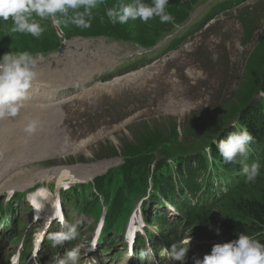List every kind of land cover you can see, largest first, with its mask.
I'll return each mask as SVG.
<instances>
[{"label": "bare ground", "instance_id": "obj_1", "mask_svg": "<svg viewBox=\"0 0 264 264\" xmlns=\"http://www.w3.org/2000/svg\"><path fill=\"white\" fill-rule=\"evenodd\" d=\"M120 2L131 3V2H129V0H105V3L101 7L93 10V17L94 18H93L92 23L101 29V32H96V33H101L100 35L93 36L90 38H87L85 35H79L80 37L76 36V38L80 39L82 41L81 50H87V54L89 55V58L92 61H94L95 63H98L99 66L107 65V66H109L110 71L115 72V74L113 76L109 77V80H108L106 86H111L113 81L116 79L123 81L122 79H126L127 77H129L130 80H129L128 86H124V88H121L120 91L125 90V95L127 97L126 99H128V101H129V107L135 108L136 105L138 104V99H136L135 95H137V94L140 95V91L147 87V86L146 87L140 86V82L142 81V79H140V80H137V79L141 78L148 71H152L153 74L158 75L160 73V70H161L163 64L166 63L167 61H162L158 64L153 65V66L147 67L141 71H138L139 70L138 67L135 64H132L131 49L134 47H131L129 49H127V47H129L133 42H135V34L134 33L135 32L139 33L141 31V29L135 27V25L138 24V22H140V19H137L135 21L129 20L128 23L123 24V25H121V24L113 25L106 15V10L108 8H112V7L117 6ZM5 24L10 25V24H12V21L9 20V21L5 22ZM71 25H74V24H71ZM75 30L76 29L72 30L71 32H73ZM127 35H131L132 38L127 39L126 38ZM2 38H3L2 35H0V40ZM1 47L2 46L0 45V49H1ZM8 51H9V49H8ZM211 53L215 54V52H211ZM254 59H255V57H254ZM49 62H52V59L45 60L44 62L39 60L38 68L43 63H49ZM130 64H132L134 66L130 70L125 71L122 68H120L122 65H130ZM129 73H132V74H129ZM157 75H156V77H157ZM75 76L81 77L82 74L78 71V72H75ZM87 78H89V76ZM44 79L48 80L49 82L56 83L58 87H68L70 85L75 84V82L73 81L74 78L71 75H62V74H59L57 72H50V71H47L45 69H42L41 74L39 75V77L36 80L32 98L30 96H28L27 99H25L23 101L24 106L20 111L23 113L22 117L14 119L12 121L13 124H11L9 122L0 124V145L2 143L6 142L8 145H10L14 148V151H6V150L1 151L0 150V161H3L4 156H7V154L15 155V152L26 154L27 152L25 151L24 148H27L29 146L32 148H38V147L44 146L45 144H52L51 149L48 150L47 152L42 153L41 156H37V157L31 159L29 162H31L33 160H39V159H43L45 157H49V158H56L55 162L58 166H60L61 164H64V163H62L63 161L61 158L63 156H65V157L68 156L67 154H77L79 152H84L86 154V156H89L90 152H88V148L96 140L95 137L88 138L87 144L84 145V147H81L80 144H77V143L55 144V143H53V140H45V139L40 138V137H37L36 139L30 138V142H27V139L29 138V136L26 135L28 133H26L24 131V129L27 125L28 119H30V118H38L39 121L42 122V123H39L37 131L34 134H39V132H38L39 129L42 132L46 133L50 128H54V127H64L66 130L75 131L80 126H82L84 124L79 119V117H77V119H75V120L74 119L71 120L70 124H68V125L62 124L60 122H57L56 124H45L43 121L50 120L49 115H43V116L32 115V113L34 111L45 110V109L54 110L57 106V103H55L54 100L50 101L48 105H47V103L42 104L39 102V100H37L38 96H39L38 92L44 86V84L42 83ZM145 80H148V79H145ZM145 80H144V83H145ZM132 83L134 84V86L132 88H129V86ZM149 84H151V82H149ZM172 84L174 85L173 82H172ZM82 85H85V83L82 82ZM82 96H86V93H83ZM242 97L243 96H241L240 99H242ZM80 98H84V97H80ZM140 98L142 101L145 100L143 96H141ZM124 99H125L124 96H120L119 94H116L113 96L112 100L114 102H120V101H123ZM40 100H44V98H40ZM46 101H48V100L46 99ZM77 101H78V99H76L73 102L74 106L77 103ZM60 104L62 106V102H60ZM179 105H181V103H178V102L172 103V102L168 101V103L165 105L166 110L161 109L160 112L162 114H165V112L167 111L170 115H174L175 117H177V116L183 117L184 115H186V113H189L190 110H193L191 108H183V107L179 108ZM174 106H175V110H174ZM156 107H158V105H156ZM242 107H244V106H242ZM180 110L182 112H177ZM54 114L60 115V116H65L68 119H72L71 117L67 116L66 114L62 113L61 111H57ZM121 119L124 120V117H121ZM129 120L130 119H127V121H129ZM124 121L126 122V120H124ZM229 129H233V127L231 126V127H229ZM233 130L237 131L240 129L235 128ZM248 131H250V127L248 128ZM254 131H255V129L253 128V130L251 132H254ZM23 135H26V136H23ZM252 136L254 137V140H253V142H254L255 139L258 137L256 135H252ZM100 138H111V139H113L114 137H113L112 132H106V133L101 134ZM155 139H160V136L157 135V136H153V137H143L142 138V140H148L150 143H152ZM147 147H148V145L142 144V145H140V147L136 146V149L147 148ZM134 149H135V147H131L130 152H127L128 155H126V156H132L133 155L132 151ZM108 152L111 154L113 152V148H111V147H107V149L106 148H97L94 152V156L100 157L101 159H104V158H107L108 156H110V155H107ZM101 159H98L97 161H99ZM245 160L247 161L249 166H251L253 163L260 164V161L254 156V153L252 152L251 148H250L248 157ZM76 162L78 164H80L79 166H76L79 169V172L72 171V168H69V170H68L66 167H60L56 170V172L53 175H51V176L48 175V176H46V178H50V179L58 178V184H60V183H62V180L65 179L64 177L71 176L72 178L66 179V182H68V184L78 186L79 184H82L84 182L83 181L84 179H87L89 177L96 175V174H93L91 172L92 169L98 168V173H101L106 168H108L110 165H112L114 163V160L101 161L102 163H99V165H96L95 167H93V165L92 166H88V165L83 166L84 164H89V163H83L80 161H76ZM179 163H181V162H179ZM192 167H193V165H189L187 167L188 169H186V167H176L175 171L179 173L176 177L180 178L181 180H183L185 178V175L188 177H193L196 174V172H195V170L194 171L189 170V169H192ZM33 168H36V167H33ZM202 168H204L205 170L202 171L201 179H198V180L194 181L193 183L188 184L189 187L180 190V191H183V194L191 192L195 189H200V188L206 186V184L209 185L210 183H212L213 180H211V178L209 179V180H211L210 182L208 180L209 183H207V182L205 183V181L210 177V175L212 173L211 168L208 165H204ZM49 170L51 171V169H49ZM128 170L131 171V169H128ZM137 171H140V170L137 168ZM238 171H240V170H238ZM263 171H264V168L260 167V173ZM206 174H207V176H206ZM42 177H44V175ZM1 179H2V174H0V180ZM162 179H164V178H162ZM243 179L246 180V176H244ZM26 182L27 181H25V185H28V184H26ZM58 188L59 187H57L56 192H59L63 195H65V193H67V191H65V190L59 191ZM3 191L4 190L0 185V193H3ZM98 191H100V189H98V187H96L94 189L93 193H97ZM167 193H171V191L170 192L168 191ZM79 194L84 195L83 192H79ZM161 196L162 195L160 194V198H161ZM53 200H54L53 197L48 196L45 203H44L45 205L41 206L40 209H45L44 211L47 213L51 212V204H52ZM29 204L31 205L32 203L29 202ZM192 207L193 206H191L190 208L192 209ZM145 208L151 209L153 207L151 205H146ZM145 208L142 210L143 216H145ZM8 209L9 208H7L3 205H0L1 216H5V215L8 216L9 215V213L7 212ZM204 210L205 209H202V211H204ZM1 216H0V219L2 218ZM125 218H126V220H129V215H126ZM145 218H147L148 221L151 220L152 222L158 221V219L152 218L150 216H148V217L145 216ZM180 219H182L180 222V226L183 228L187 225V221L184 220L182 217H180ZM137 220H138V218L135 219V221H137ZM74 221H77V220H74ZM120 226L121 225H119L118 227H120ZM146 226L148 227L149 224H147ZM0 228L2 229L0 231V252L5 257V262H7V264H20L19 263L20 262L19 257L21 255V250L22 249L26 250V249H28V246H29V243L24 241L28 236L25 233H23L22 231L16 230L14 225L9 226L7 223V220H3L0 222ZM79 228L82 229L84 232V238H85L86 244H87L86 250L89 251L90 247L92 246V244L95 241H93V239H90L89 231H88L86 226L79 225ZM11 231H13V234H11V235L8 234ZM115 233H116V236H119L120 239H123L125 233H127V230H125V228L123 226H121V230L120 231L115 230ZM119 234H121V235H119ZM140 234L141 233H139L138 236ZM162 236H163V238H162L163 240H161V244L166 245L170 239V234L165 232L162 234ZM4 240L17 241L20 244V247H22V248L21 249L17 248L13 244L12 245L3 244ZM68 244H69V242H67V244L64 243L62 246H65ZM98 246H101V242L96 243V247H98ZM96 247L93 251H91L94 254L96 260H100L101 264H116L110 258H108L106 256V254H107V253L105 254L106 251H103V249L96 248ZM137 251H138V249L136 250V252ZM123 252H124V250H122V249L120 250V248H119L118 256L122 257ZM164 256L168 257L169 255L165 254ZM53 257H55V256H53ZM136 258H138V257H136ZM45 264H56V262H54V261L51 262V261L46 259Z\"/></svg>", "mask_w": 264, "mask_h": 264}, {"label": "clouds", "instance_id": "obj_2", "mask_svg": "<svg viewBox=\"0 0 264 264\" xmlns=\"http://www.w3.org/2000/svg\"><path fill=\"white\" fill-rule=\"evenodd\" d=\"M105 0H0V20H11L13 32L30 34L40 38L45 28L40 21L51 20L59 27L62 23L70 22L81 29L91 27L93 10L101 7ZM169 0H134L133 3L120 2L117 6L108 8L106 15L110 22L126 24L129 20L140 19L148 23L159 17L161 23H170L174 17L167 12ZM38 61L31 53L9 52L0 58V120L15 118L23 108V101L27 99L33 83L39 76ZM38 118L28 119L24 129L29 135L34 134L39 126ZM252 134L245 130L229 133L227 139H221L217 148L223 160L228 164L238 163L237 157L247 158L250 144L253 142ZM260 165L253 163L245 166L243 172L246 183H254L260 176ZM219 234V229H217ZM80 235L79 222L68 223L62 221L61 230L52 233L48 239L52 247L62 246L65 242H72ZM191 238L173 244L171 258L183 262L188 252ZM187 245L185 247L184 245ZM96 242L89 249L93 251ZM79 248H73L57 260L56 264H79ZM196 264H264V243L244 233L239 234L237 240L226 243H217L212 247L211 253L203 260H196Z\"/></svg>", "mask_w": 264, "mask_h": 264}, {"label": "rangeland", "instance_id": "obj_3", "mask_svg": "<svg viewBox=\"0 0 264 264\" xmlns=\"http://www.w3.org/2000/svg\"><path fill=\"white\" fill-rule=\"evenodd\" d=\"M220 22H221V20H217L216 27L219 26ZM93 26H95V25L91 22V27L89 29H81V28L76 27L75 25H71L68 28L70 29V31L76 29L75 31L71 32L74 37L79 36V35H85L87 38H90V37L97 36V35L101 34V33H97L96 35H90L91 32H94V33L101 32V29L98 26L97 27H93ZM219 33H221L219 30L212 29V31L210 33H205V36L210 37V36H214V35L219 34ZM207 43H209V42L205 39L200 40L198 43L193 44L192 49L196 50L198 52H205L209 56H214L216 53L213 54L210 51L203 49V46L207 45ZM178 60L186 61V58L182 57L180 59H176V61H178ZM167 62L163 64L161 70L164 68V66L167 64ZM133 67L134 66L132 64H130V65H122L120 68H122L123 70L126 71V70L132 69ZM100 68H101L103 74L109 73L110 74L109 77H111L115 74V72L110 71V68L107 65L100 66ZM186 68H187V66L183 67L182 70H184ZM161 70H160V72H161ZM86 75L88 77L87 71H86ZM156 75L157 74H153L152 71H148L145 75H143L141 78H139L137 80L142 79V81L140 82V84H141V83H143V80H145V79L152 80L156 77ZM178 79H179V82H177L176 87H174L176 81L171 80V78L168 77L167 73H165L160 78H158L154 82L153 87L150 88L149 91H147L148 97H147L146 104L144 105L145 108L142 105H140L138 102V104L136 105L135 108H131L130 116L124 120L133 118L136 109H145V115L147 117L158 116L157 118H159V116H161L163 114L160 112L161 109H158L156 107V105L161 100H163L167 97H171L173 99L179 100V101H174V100L169 99V101L172 103H174V102L181 103V105H179V108L183 107V108L193 109L191 107V104L186 103V102H194L197 99L198 91H202V88L205 89L203 91V97H205V96L208 97L209 101H208V103H204L202 105V107L197 110V112L201 113V115H208L211 111H214V109L218 108L220 106L223 98L226 97L230 93V91L235 89L238 85V83L236 81L227 82V85L229 86V88L226 89L223 93H221L220 92V90H221L220 81L221 80L219 78L212 79L211 83H209V82H206L204 84L198 83L195 86H190L189 83L183 78H178ZM171 82L174 83V85H173L174 89L171 88ZM133 86H134V84L132 83L129 86V88H132ZM142 90H144V89H142ZM143 102H145V100H143ZM239 103H240L239 105H241V107H242L243 103H242L240 98H239ZM79 104H80V106H79L80 118L84 119V123H86V125L89 127L90 126L91 127L100 126L101 124H103L104 126H107V125H111V124L115 123L118 120L117 116L112 115L109 111L106 110L104 103L96 102L94 105H92L90 107H86V103H84V101H81ZM174 110H175V106H174ZM191 111L192 110H190L189 113ZM177 112H182V111L180 110ZM187 114L188 113H186V115ZM172 116H174V115H172ZM177 117H182V116H177ZM189 122L192 123V125H198V123H199V122H193L190 120H189ZM199 127H202V126H199ZM157 135H159V134H155L154 136H157ZM143 137H148V135L146 133H143L140 135V139H142ZM160 138H161V136H160ZM115 141L118 143L120 141H125V139L121 138L120 136H114V138L112 139V142H115ZM134 142H135V140H134ZM131 143H133V142H131ZM137 146L140 147L139 145H137ZM95 150L96 149L91 150L89 156L85 155L77 161H80L83 163H91V164H88V166L93 165V167H95L96 165H99V163H102V162L93 163V162H96L98 159H101L100 157L94 156ZM22 154L25 155V153H22ZM107 155H110V153L108 152ZM126 155H128L127 152H126ZM167 157H169V156H167ZM175 170H176V166H175ZM37 173H38V169L31 167L30 170L27 171V173H26L27 177H25V178L32 179V178H34L33 175L37 174ZM160 178L162 179L165 177L161 176ZM261 183L262 182H260V184ZM32 184H33V182H30L28 185H32ZM34 184H36V183H34ZM98 189H101V187L98 186ZM92 206H93V203L91 202L89 207H92ZM88 213L90 215H93L95 218H98V214L94 213L91 209L88 210ZM210 227H211V225H208V228H210Z\"/></svg>", "mask_w": 264, "mask_h": 264}, {"label": "trees", "instance_id": "obj_4", "mask_svg": "<svg viewBox=\"0 0 264 264\" xmlns=\"http://www.w3.org/2000/svg\"><path fill=\"white\" fill-rule=\"evenodd\" d=\"M177 2L178 0H169V3H172L173 5H176ZM177 13L178 12L176 11L175 14ZM177 17L179 19H183L184 15L179 14ZM91 22H93V19L91 20ZM93 27H97V26H93ZM96 34L97 33L94 32L90 33V35H96ZM0 41H2V39ZM253 128H254L253 126H250V131H252ZM263 180H264V171L260 173V176L258 177V180L255 181V183L258 181L260 184V182H263ZM259 188L261 189V191L255 193L245 205L242 201H237V200L235 201V204L237 209H241V207L244 205L243 212L247 214L249 219L257 220L264 224V207L260 206V204L264 202V188L262 187L261 184ZM249 193H252V191H250Z\"/></svg>", "mask_w": 264, "mask_h": 264}]
</instances>
